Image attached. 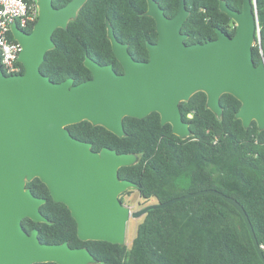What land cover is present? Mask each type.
I'll return each instance as SVG.
<instances>
[{"label":"water","instance_id":"1","mask_svg":"<svg viewBox=\"0 0 264 264\" xmlns=\"http://www.w3.org/2000/svg\"><path fill=\"white\" fill-rule=\"evenodd\" d=\"M86 1L70 0L54 8L52 0H36L37 20L31 31L11 25L21 47L18 61L23 73L5 75L0 65V264L96 262L86 248H71L66 242L44 244L37 229L30 233L23 229L24 219L48 223L40 212L46 200L26 187L35 178L46 186L53 202L67 207L80 241L120 246L126 244L129 219L195 196L219 197L241 216L264 264L251 223L237 201L215 190H202L131 211L119 196L137 185L120 179L118 170L135 165L137 156L109 148L95 152L90 143L75 139L67 129L87 121L123 137L124 118L143 119L157 113L162 126L169 124L173 135L185 139L190 130L182 120L180 104L203 92L207 108L217 118L222 115L219 99L229 94L240 102L234 117L242 127L255 122L264 130V43L258 64L252 59L264 12L257 14L254 0H242L241 11L231 10L220 0L219 11L234 22V35L215 29V39L186 44L187 35L181 32L189 15L184 0H179L172 18L164 15L155 0H146L144 15L154 20L157 33L155 43H146L147 60H134L106 20L107 38L122 73L85 57L90 79L77 85L71 78L53 83L40 72L46 53L54 48L53 33L66 29Z\"/></svg>","mask_w":264,"mask_h":264},{"label":"trees","instance_id":"2","mask_svg":"<svg viewBox=\"0 0 264 264\" xmlns=\"http://www.w3.org/2000/svg\"><path fill=\"white\" fill-rule=\"evenodd\" d=\"M69 1L52 0V5L61 8ZM155 1L167 18L176 15L179 0ZM219 1L184 0L189 15L181 32L187 35L186 44L215 39V29L234 35L235 24L219 11ZM223 1L231 10L241 11L242 0ZM254 1L257 14L263 13L264 0ZM146 10V0H87L66 29L54 31V48L46 53L40 72L53 83L71 78L77 85L91 78L83 64L89 57L122 73L107 38L106 20L134 60H147L146 43H155L157 33L154 20L144 15ZM35 22L23 31L29 33ZM259 29L263 45L264 23ZM252 59L255 65L260 60L256 46L252 47ZM219 104L220 118L207 108L203 92L180 104L182 120L190 130L185 139L173 135L169 124L162 126L157 113L143 119L124 118L123 137L87 121L67 129L75 139L90 143L95 152L109 148L118 154L136 155V164L120 168L118 176L135 183L145 202L164 203L202 190H215L234 199L244 209L264 255V130L260 131L255 122L247 129L242 127L234 117L240 102L233 96L223 94ZM26 187L35 197L46 200L40 212L48 223L24 219L23 229L28 233L37 229L44 244L66 242L71 248H86L94 264H263L241 216L213 195L195 196L148 211L131 243L120 246L80 241L67 207L53 202L37 178ZM120 201L123 203L121 197Z\"/></svg>","mask_w":264,"mask_h":264},{"label":"built area","instance_id":"3","mask_svg":"<svg viewBox=\"0 0 264 264\" xmlns=\"http://www.w3.org/2000/svg\"><path fill=\"white\" fill-rule=\"evenodd\" d=\"M36 19V0H0V65L5 75L22 73V65L18 61L21 47L12 35L11 25L15 24L18 29L24 30ZM253 46L258 48L261 58L263 50L259 25Z\"/></svg>","mask_w":264,"mask_h":264},{"label":"rangeland","instance_id":"4","mask_svg":"<svg viewBox=\"0 0 264 264\" xmlns=\"http://www.w3.org/2000/svg\"><path fill=\"white\" fill-rule=\"evenodd\" d=\"M127 194L124 199L125 206L129 207L131 211H137L140 210L146 206L158 203L157 201H149L145 202L143 201L139 195L138 192L135 189H128ZM141 218L138 219H129L126 225V244L129 245L135 235V230L138 225V223L141 221Z\"/></svg>","mask_w":264,"mask_h":264},{"label":"flooded vegetation","instance_id":"5","mask_svg":"<svg viewBox=\"0 0 264 264\" xmlns=\"http://www.w3.org/2000/svg\"><path fill=\"white\" fill-rule=\"evenodd\" d=\"M254 47V46H253ZM262 47H263V45H262ZM262 50H263V48H262ZM136 189V188H135ZM126 191L124 192V193H122L120 196H119V198L121 197V199L123 200V204L125 205V203H124V199H125V196H126Z\"/></svg>","mask_w":264,"mask_h":264}]
</instances>
